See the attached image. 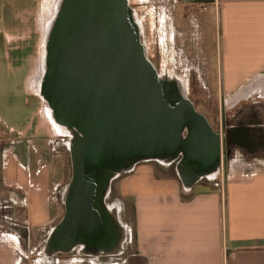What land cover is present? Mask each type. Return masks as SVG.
I'll return each instance as SVG.
<instances>
[{"label": "water", "instance_id": "95a60500", "mask_svg": "<svg viewBox=\"0 0 264 264\" xmlns=\"http://www.w3.org/2000/svg\"><path fill=\"white\" fill-rule=\"evenodd\" d=\"M44 52L39 95L54 124L71 135L72 164L64 217L46 253L84 247L88 255L90 248L121 255L130 235L106 200L112 182L136 163L116 166L182 155L201 170L199 178L217 176L224 139L185 97L180 80L158 75L129 0H60ZM99 172L107 173L100 198ZM179 176L186 191L199 179Z\"/></svg>", "mask_w": 264, "mask_h": 264}, {"label": "crops", "instance_id": "0c3cea01", "mask_svg": "<svg viewBox=\"0 0 264 264\" xmlns=\"http://www.w3.org/2000/svg\"><path fill=\"white\" fill-rule=\"evenodd\" d=\"M38 1L9 0V12L15 19H7V43L22 39L18 34L25 30L24 16L39 12ZM173 2L177 9L172 14L175 31L185 19L197 30L200 9L214 8L220 31L218 89L223 106L231 105L229 110L241 117L233 124L241 136L230 141L229 158L251 161L227 172L222 169L214 184L202 186L198 192L195 187L181 190L168 178L156 179L153 168L141 164L118 179L121 195L132 199L134 205L138 242L134 256L145 259V264H264V0ZM17 5L22 7L20 12L15 10ZM13 20L20 22L14 25ZM201 47L202 52L195 50L203 56L201 76L211 78ZM25 163L14 152L5 153L4 186L21 193L25 204L31 202L48 215L49 207L56 206L48 200L54 199L63 181H50L39 167L33 169L36 178H29L32 169ZM57 217L39 219L37 226L45 227ZM0 264H17L8 246H0Z\"/></svg>", "mask_w": 264, "mask_h": 264}, {"label": "rangeland", "instance_id": "374dc122", "mask_svg": "<svg viewBox=\"0 0 264 264\" xmlns=\"http://www.w3.org/2000/svg\"><path fill=\"white\" fill-rule=\"evenodd\" d=\"M59 1L39 0V6L36 7V11L40 9L39 12L33 13L32 10V15L24 16L25 30L18 34L22 39L7 43L4 35L5 26L9 25L7 19L15 18L9 12L11 9L9 0H0V140H2L0 143V197L7 196L9 192L4 187L1 177L2 162L5 161V153L8 151L14 152L21 161H25L23 159L26 158L30 160L31 164L35 163L34 167L44 170L43 172H46L50 181H63L57 188L54 199L48 200L49 203L55 202L56 206H54L57 210L50 206L48 215L45 214L43 208L40 211L31 202L25 204V197L21 193L16 192L15 196L12 195L17 202L15 216H13L15 223L9 217H0V246L10 248V251L15 254L17 264H105L100 259L93 258V254L82 255L72 252L51 256L45 252L47 238L51 233L50 229L52 227L54 229L64 211L61 199L62 188L66 187L72 176L69 150L71 135L54 124L47 104L39 95L46 30L56 15ZM129 6L135 12L136 20L142 30L148 59L154 66L153 46L158 42L164 53L163 59L173 58H169L170 54L175 57L177 68L174 69L176 71L185 74L190 67L196 70L200 68L203 56L195 53L192 57L189 55V45L194 42L193 34L198 32L199 47L197 48L200 52H202L201 46L205 50L211 78L202 77L203 73L198 71L199 82H196V90L192 95L186 94V96L195 102L197 111L208 117L211 122L216 123L222 120L224 118L223 109H225V113H228L231 105L223 106L222 96L218 89V79H216V58L220 51V31L219 20L215 18L214 8L206 6L207 11L196 16L197 30L194 29V25L189 23V19H185L180 23L182 27L175 31L172 14H175L177 9L173 0H129ZM15 10L20 12L22 7L17 5ZM40 13L41 17L39 18ZM18 22L20 21L13 24L16 25ZM202 54L204 55V53ZM166 74L165 76H168L169 73ZM180 82L184 84L185 79H181ZM181 90L185 92V88ZM24 152H26L25 157L23 156ZM250 161L227 158L224 159L222 169L227 172L230 167L243 166ZM140 164L153 168L156 179L174 180L181 190L182 187L185 189L177 167H164L156 161H142L138 165ZM25 165L27 167V163ZM130 173H124L121 177ZM31 177L36 178L35 170L30 173L29 178ZM119 180L113 182L109 204L112 205V211L118 212L121 224L128 230L130 238L125 243L124 253L113 256L119 257V259L116 262H111L109 259V263L106 264H125L126 262L127 264H145V259L134 256L137 252L135 248L138 245L134 205L132 199L121 195ZM35 181L33 180L34 183ZM202 186L209 187L211 183L204 182V185H197L194 191H201ZM55 216H58L57 221L45 227L37 226L39 219H51ZM30 225L32 232L29 229Z\"/></svg>", "mask_w": 264, "mask_h": 264}, {"label": "flooded vegetation", "instance_id": "af4514ba", "mask_svg": "<svg viewBox=\"0 0 264 264\" xmlns=\"http://www.w3.org/2000/svg\"><path fill=\"white\" fill-rule=\"evenodd\" d=\"M200 11L201 12L199 13V15H202L203 12L207 11V8H204L203 10L200 9ZM197 35H199L198 32H197V34H195V33L193 34V40H194L193 43L194 44L192 43V45H189V51H190L189 55H191V57L193 55H195L194 54L195 50H197L198 49L197 46H199L198 36ZM163 56H164V53L161 51V48H160L158 42L155 43L154 46H153L152 59H153V61L155 63V68H156V70L158 72V75L161 78L172 79V80L185 79V82H184L185 92L184 93H185V97L188 99L189 97H187L186 94L187 95H192L193 92L196 90L195 89L196 82L197 81L199 82L197 73H198V71L202 72L201 68H198L197 70L195 68H193V69L189 70L188 72H186L187 74L186 73L183 74V72L181 74L180 71H178V70L176 71V69H174V68H176L175 67V64H176L175 57L171 56V54H170L169 58H171V57H173V58H171V59H167L166 58V60H165V59H163ZM166 73H169L168 76H165ZM188 100L195 107V105H196L195 102L193 100H191L190 98ZM197 112H199V111H197ZM223 117L224 118H222V120L217 121L216 123L211 122V120L208 117H206V118L208 119V121H209L210 125L213 127V129L216 132H219L221 134L222 138L224 139V145H223L222 150L224 152V159H227V158H229V155L231 153L230 152V141L233 139V137L241 136V135L238 134L239 133L238 130H235V129H234L235 131L233 130V124L235 123L234 121L237 120V119H241V117L238 116L237 113H234L233 111H229L228 113L224 112V116ZM243 134L245 135V132L242 133V135ZM186 135H187V133L185 132L184 136L186 137ZM244 135H243V137H244ZM1 141L2 140H0V143H1ZM70 144H71V139H70ZM25 155H26V152H24L23 156L25 157ZM23 160H25V162L29 165V167H31L32 170L36 169V167H34L35 163L31 164L30 160H27L26 158L23 159ZM155 161L159 162V164H162L164 167H168V168L171 167V166L177 167L179 173L182 174V176L184 178H188V179L199 178L198 176H199V173L201 172V170L199 168L194 166L193 162L183 163V162H185V160L183 161V156L182 155H180L179 157L172 156V155H162V156H159L158 159L155 160ZM135 163H136V166H137L141 162H137L136 160L135 161H128V162L124 161L121 164H118L116 166V168H123V167H126V166H132V164H135ZM2 164H3V162H2ZM123 175H124V173H120L116 180L120 179L121 176H123ZM106 176H107L106 172H99V174H98V180H97V186H98L97 195H98V198H100L103 195L104 184H102V182L104 183V181H106ZM219 176L220 175L215 176L213 174H208L207 176L200 177L198 179V181L194 184L193 187H195L197 185H204V182H209L211 184H214L216 182V179ZM71 180H72V176H71ZM71 180L66 185L65 188H62L63 192L61 194V196H62L61 199H62V203H63V206H64V211H63V214H62L59 222L56 223V225H58L62 221V219L64 217V213H65V202H64V199L67 198V196L69 195V192H70L69 186H70ZM113 182L111 184V192H112ZM111 192H110L109 196H111ZM15 193L16 192L9 191L7 196L2 195L0 197V212H1L0 217H5V218L9 217L12 220L13 223H15V219L13 218V216H15V204L17 202L15 201V198L13 199L12 195L15 196ZM109 196H108V198L106 200V203L111 208L112 205L109 204L110 203ZM5 213H7L8 215H6ZM52 230H53V227L50 229V231L52 232ZM48 238H49V236H48ZM45 247H47V246L45 245ZM89 251L91 253H93V254L96 253V251L93 248H90ZM45 252H46V248H45ZM73 252H77L79 254L81 253L82 255L86 254V253H84L85 252L84 247H77V248L74 249ZM92 257L96 258V259H100L105 264L109 263L110 260H111V262H114V261L116 262L119 259V257L103 256V255H95V256L92 255Z\"/></svg>", "mask_w": 264, "mask_h": 264}, {"label": "built area", "instance_id": "2783aa9c", "mask_svg": "<svg viewBox=\"0 0 264 264\" xmlns=\"http://www.w3.org/2000/svg\"><path fill=\"white\" fill-rule=\"evenodd\" d=\"M226 178V177H225ZM256 246H259L258 244H256ZM263 250H264V244L262 245V247H261Z\"/></svg>", "mask_w": 264, "mask_h": 264}, {"label": "bare ground", "instance_id": "6f19581e", "mask_svg": "<svg viewBox=\"0 0 264 264\" xmlns=\"http://www.w3.org/2000/svg\"><path fill=\"white\" fill-rule=\"evenodd\" d=\"M38 79H39V76H38Z\"/></svg>", "mask_w": 264, "mask_h": 264}]
</instances>
